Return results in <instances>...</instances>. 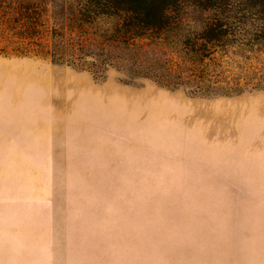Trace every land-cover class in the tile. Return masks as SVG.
I'll return each instance as SVG.
<instances>
[{
	"label": "rangeland",
	"instance_id": "374dc122",
	"mask_svg": "<svg viewBox=\"0 0 264 264\" xmlns=\"http://www.w3.org/2000/svg\"><path fill=\"white\" fill-rule=\"evenodd\" d=\"M35 42L0 38V264H264V89L191 94Z\"/></svg>",
	"mask_w": 264,
	"mask_h": 264
},
{
	"label": "trees",
	"instance_id": "16d2710c",
	"mask_svg": "<svg viewBox=\"0 0 264 264\" xmlns=\"http://www.w3.org/2000/svg\"><path fill=\"white\" fill-rule=\"evenodd\" d=\"M188 10L204 14L197 26H188ZM178 34L170 50L168 38ZM45 35L52 62L92 73L98 61L191 94L264 89V60L233 58L264 52V0H0L6 45L26 54Z\"/></svg>",
	"mask_w": 264,
	"mask_h": 264
}]
</instances>
